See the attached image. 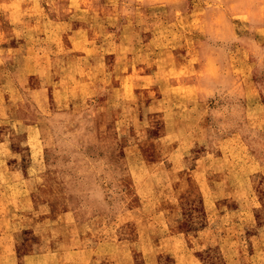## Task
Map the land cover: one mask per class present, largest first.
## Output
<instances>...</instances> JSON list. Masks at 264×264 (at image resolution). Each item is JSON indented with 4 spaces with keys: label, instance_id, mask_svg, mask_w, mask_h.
Returning a JSON list of instances; mask_svg holds the SVG:
<instances>
[{
    "label": "rangeland",
    "instance_id": "374dc122",
    "mask_svg": "<svg viewBox=\"0 0 264 264\" xmlns=\"http://www.w3.org/2000/svg\"><path fill=\"white\" fill-rule=\"evenodd\" d=\"M208 185L261 253L194 244ZM80 223L100 264H264V0H0V264H71Z\"/></svg>",
    "mask_w": 264,
    "mask_h": 264
},
{
    "label": "crops",
    "instance_id": "0c3cea01",
    "mask_svg": "<svg viewBox=\"0 0 264 264\" xmlns=\"http://www.w3.org/2000/svg\"><path fill=\"white\" fill-rule=\"evenodd\" d=\"M241 140V139H240ZM196 186V185H195ZM201 197H202V203L205 206L206 210L210 212L211 214H217L216 217H210L209 221H206L205 227L202 228V230L196 231L193 234V239L191 241L194 242V244H199L200 242H213L212 237L216 236V239L219 242L221 253H224L225 256L228 255V253H234L235 256L243 255V253H261V251L257 248V242L262 239V232H260L259 236H251V240H253V249L248 250L246 249L241 243L243 242V232L244 229H252L253 228V218H255L254 214L260 207H257L255 204H251L247 201H241L239 200L236 204H233L231 198L236 199L234 197H229L232 194H234V189L229 187V185L226 187L224 191L225 195L228 196L229 199H223L224 201L218 202V199L215 198L214 191L216 190V187L212 186H205L204 188H198ZM208 195V197H206ZM205 198V199H204ZM215 198V200H213ZM245 205V206H244ZM223 206V207H222ZM247 206V207H246ZM243 207V208H242ZM245 207V208H244ZM215 208V210H214ZM220 215V216H219ZM71 222V219H70ZM80 233L79 238L80 241L82 239V245L78 250L70 251L72 253H75L78 257H80L82 260H85V264H100V258L103 256L104 258L110 259L113 258L111 253L103 254V253H97V251L94 249L96 246H98V243H92L93 244V250L90 248L89 244L83 243L84 239L86 238L87 229L86 223H80ZM251 225V227H250ZM261 231V229L259 230ZM192 234V233H191ZM190 234V236H191ZM258 240V241H257ZM232 243L229 245V243ZM193 250L192 253H197V248L191 249ZM45 253L44 255H46ZM103 254V255H102ZM124 257L127 258H133L132 253H123ZM175 255L178 258V262L176 264H182L181 261V254L175 253ZM255 255V254H254ZM86 260V258H88ZM153 257L156 259V262L159 264L160 262V256L161 253H155L154 255H149V253H143V258L147 259L149 257ZM190 259V262L192 264H199L196 260V257L194 255L188 256ZM183 264H185L183 262Z\"/></svg>",
    "mask_w": 264,
    "mask_h": 264
},
{
    "label": "bare ground",
    "instance_id": "6f19581e",
    "mask_svg": "<svg viewBox=\"0 0 264 264\" xmlns=\"http://www.w3.org/2000/svg\"><path fill=\"white\" fill-rule=\"evenodd\" d=\"M224 155V154H223ZM224 158V157H223ZM228 158V157H227ZM253 160V159H252ZM226 161V160H225ZM243 161V160H242ZM236 163H237V161H236ZM244 163V162H243ZM248 163V162H247ZM250 163V162H249ZM232 164V163H231ZM230 165V164H229ZM240 165V164H239ZM235 166V165H234ZM242 166V165H241ZM228 167V166H227ZM245 167V166H244ZM222 168V167H221ZM233 169H234V167H232ZM241 168V167H240ZM239 170V169H238ZM244 170V169H243ZM253 170V169H252ZM218 171V170H217ZM241 171V170H240ZM251 172V171H250ZM241 173V172H240ZM235 174V173H234ZM238 174V173H237ZM244 178V177H243ZM232 181V180H231ZM235 181V180H234ZM242 181V180H241ZM216 182H218V181H216ZM236 182V181H235ZM232 183V182H231ZM240 184H242L241 182H240ZM53 185H55V184H53ZM232 185V184H231ZM239 185V184H238ZM240 186V185H239ZM238 186V187H239ZM242 186H243V184H242ZM253 186V185H252ZM213 187V186H212ZM233 187V186H232ZM242 190V189H241ZM220 195V194H219ZM218 195V196H219ZM222 196V195H221ZM206 197H208V195L206 196ZM215 198H217V197H215ZM9 199V198H8ZM11 199V198H10ZM205 199V198H204ZM59 206H61V203H54V202H50V204H49V208L50 209H53V208H56V207H59ZM245 206V205H244ZM223 207V206H222ZM247 207V206H246ZM243 208V207H242ZM245 208V207H244ZM214 210H215V208H214ZM61 211H62V214H64L65 216L68 214V210H66L65 209V207H62L61 208ZM53 222H55V221H53ZM52 222V223H53ZM51 223V224H52ZM7 233V232H6ZM53 245H54V247H55V250H54V252H52L51 254L52 255H50V256H57L58 258H59V262H61L62 260H63V258L65 257V256H63V255H72L73 253L68 249H65V248H62L61 246H59V244H58V241H57V237H54V242H53ZM50 253V252H49ZM48 253V254H49ZM48 256V255H47ZM46 256V257H47ZM45 257V256H44ZM72 259H74L75 257L73 256V257H71ZM43 260V261H42ZM45 260H46V258H42L41 260H40V262L42 263H44L45 262ZM54 261V260H53ZM85 260H82L80 257L76 260H74V262H72L71 264H85Z\"/></svg>",
    "mask_w": 264,
    "mask_h": 264
}]
</instances>
